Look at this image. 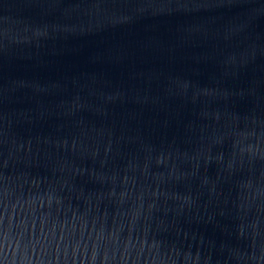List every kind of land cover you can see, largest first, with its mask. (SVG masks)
<instances>
[{"label": "water", "instance_id": "95a60500", "mask_svg": "<svg viewBox=\"0 0 264 264\" xmlns=\"http://www.w3.org/2000/svg\"><path fill=\"white\" fill-rule=\"evenodd\" d=\"M0 264H264V0H0Z\"/></svg>", "mask_w": 264, "mask_h": 264}]
</instances>
